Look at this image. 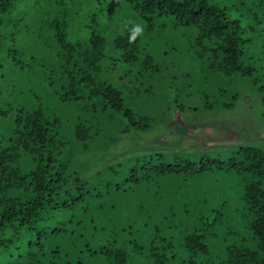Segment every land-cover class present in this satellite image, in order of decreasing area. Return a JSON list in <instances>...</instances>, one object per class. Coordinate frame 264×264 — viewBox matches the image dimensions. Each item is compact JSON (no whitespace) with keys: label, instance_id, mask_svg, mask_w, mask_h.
I'll return each instance as SVG.
<instances>
[{"label":"trees","instance_id":"16d2710c","mask_svg":"<svg viewBox=\"0 0 264 264\" xmlns=\"http://www.w3.org/2000/svg\"><path fill=\"white\" fill-rule=\"evenodd\" d=\"M0 1L3 2L0 7L5 11L17 0ZM101 1L108 3L109 14L124 10L127 19L130 18L127 25L118 28L112 48L119 53L115 61L138 66L135 81H129V84L138 83L137 87L128 88L116 85L115 81L101 79L105 43L95 29L83 42L67 40L69 21L79 22L83 12L84 17L91 13L95 18V3L100 4ZM44 3L50 4L57 16L55 21L47 24L60 47L61 81L70 89L62 99L72 97V100L82 103L84 114L73 127L72 142L75 146L58 137L60 120L54 118L49 121L40 109H18L12 117L9 135L1 136L0 264H127V254L123 249L110 250L96 247L98 245L91 249L87 244L90 233L94 243L105 236L104 230L94 226L102 223V217L105 219V210L115 208L117 202L124 198L120 185L113 180H104L99 171V178L89 182L75 169L71 171L69 162L63 161L85 154L81 150L86 149L85 143L90 140L98 142L99 134L105 132V125L117 119L123 123L118 130L120 134L150 128L147 126L148 118H137L130 109L135 105V95H139L140 100L155 97L161 85L157 81L163 78V74L158 76V73L163 71V66L154 61L152 47L155 36L142 43L141 35L133 32L134 24L145 25V34H149L157 22L169 21L171 31L184 33L189 40L188 53L194 56L202 73L206 91L197 93H201L205 110L233 108L239 93L230 90L231 82L236 84L243 79L259 96L263 120L264 38H256L257 29L254 33L253 27H247V23L231 19L225 12L227 9L220 8L214 0H44ZM56 5L67 7L58 13ZM258 9L264 18V7ZM59 14L62 22L58 19ZM251 16L255 19L257 15L251 13ZM78 24L83 30L87 28L81 22ZM257 24L259 22L255 21V26ZM161 26L165 27L164 24ZM111 64L115 66V63ZM184 79L185 83L191 82L196 86L194 78L184 76ZM170 82L166 84L167 90L171 88ZM192 86L186 85V89L191 90ZM207 89L215 95L210 97ZM77 91L81 95H89L88 98L78 97ZM195 92L186 96L190 97ZM124 95L128 96V101ZM167 95V92L163 93V97ZM163 99L155 103L158 106L163 104L161 113L170 110L169 97ZM179 107L184 110L182 104ZM6 115V111L0 109V118ZM68 145L71 149H67ZM157 157L162 156L158 154ZM199 158L197 162L178 158L181 161L177 164L153 165L151 156L142 166L146 172L142 178L131 170L132 177L136 176L132 182L137 186L150 178L158 184L165 180L183 187L195 185L198 181L210 184L214 173H235L241 184L233 196L237 200L233 212L229 211L228 197L216 195L220 193L218 190L205 188L199 194L190 190L178 191L184 194L185 201L176 215L183 228L178 231L177 241L181 246L185 242L183 246L189 253L188 264H264V150L240 146L225 160L202 154ZM149 164L150 168H146ZM109 169L113 171L111 167ZM116 174L112 172V175ZM77 178L81 179L78 184L75 182ZM170 238L172 233H169ZM157 239L166 242L164 237L158 236L153 242ZM165 262L157 255L154 264Z\"/></svg>","mask_w":264,"mask_h":264},{"label":"rangeland","instance_id":"374dc122","mask_svg":"<svg viewBox=\"0 0 264 264\" xmlns=\"http://www.w3.org/2000/svg\"><path fill=\"white\" fill-rule=\"evenodd\" d=\"M17 2L19 0L11 4L9 10L4 11L0 7V109L7 113L5 117L0 118V138L9 135L12 117L16 115L18 109L25 111L40 109L49 121L54 118L60 120L58 137L75 146L72 142L73 127L84 114V107L79 101L72 100V97L69 100L62 99L70 89L61 81L63 69L59 62L60 47L47 24L48 21L57 19L55 9H52L50 4H45L44 0H21L15 6ZM214 2L220 8L227 9L225 12L231 19L247 23V27H253L254 33L257 29L256 38H264V18L258 9L264 7V2L261 0H214ZM1 3L3 2L0 1ZM66 7L56 5L58 13ZM108 10V3L101 1L100 4L95 3V18L91 13L84 17L83 12L79 22L87 26L85 30L78 24L79 22L69 21L66 28L67 40L83 42L82 40L90 37L95 29L105 43L102 49L101 79L115 81L116 85H126L128 88L137 87L138 83L133 82L137 76L138 66L115 61L118 60L119 53L112 48V40L117 35L118 28L127 25L130 18L127 19L124 10L113 11L111 14ZM251 13L257 15L255 19ZM58 19L62 22L60 14ZM255 21L259 22L256 26ZM162 24L164 28H161ZM140 25L142 31L138 34L141 35L142 43H147L155 36L152 47L154 61L163 66L164 71L158 73V76L163 74V78L160 82L157 81L161 85L157 88L155 97L140 100L139 95H135V105L130 109L135 117L148 118L147 126L150 128L147 131L130 130L128 134H120L118 130L123 127V123L119 119L111 124L107 122L105 132L99 134L98 142L96 140L86 142L84 145L86 149H81L85 154L75 155L74 160L69 157L63 163L69 162L70 170L75 169L89 182L97 180L99 172H102L100 176L104 180H113L122 189L124 198L121 202L118 201L116 204L112 200L116 207L105 210L108 216L105 215V219L102 217V221L100 220L102 223L94 226L104 230L105 236L102 235L101 239L94 243L91 233L89 234L87 244L91 249H95V245L110 250L121 248L127 254V264H154L157 255L161 256L162 260L164 258V262L166 261L164 264H188L189 253L183 246L185 242L182 241L181 246L177 241L178 231L183 228L178 224L176 215L180 213L185 201L184 194L178 191L190 190L199 194L205 188L218 190L220 193L216 195L228 197L229 211L233 212L237 207V200H234L233 196L237 186L241 184L237 180V175L214 173L210 178V184L198 181L195 185L183 187L165 180H160L158 184L155 179L150 178L137 186H134L132 181L136 176L142 178V174L146 173L142 166L151 156L153 165L160 163L165 165L179 163L177 161L181 160L178 158H188L191 162H197L201 154L225 160L240 146L264 150L261 104L259 96L241 79L236 84L231 82L230 90L232 92L237 90L239 93L233 108L214 109L208 112L200 99L201 93L206 91L201 80L202 73L194 56L188 53L190 50L188 38L182 31H171L169 21L157 22L149 34H145V25ZM111 63H115V66L113 67ZM184 76L194 78L196 86H192L191 82L185 83ZM129 81L133 82L129 84ZM169 81L171 88L167 90L166 84ZM186 85L192 86L191 90H187ZM76 88H79V85ZM194 91H196L194 95L186 96ZM79 92L78 97L88 98L89 95H81ZM165 92L168 95L163 97ZM197 94L199 96H196ZM207 94L210 97L215 95L210 89H207ZM168 97L171 102L170 110L161 113L163 104L158 106L155 103L158 99L164 101L163 98ZM124 99L129 100L126 95ZM173 101L177 103H172ZM179 104H182L184 110ZM88 109L90 110V107ZM70 145L67 149H71ZM158 154L162 157H157ZM109 167L117 172L115 176ZM146 168H150V164L146 165ZM132 169L135 170L134 177ZM96 173L98 174L95 177ZM80 178L76 179L77 184ZM104 190L109 194L107 189ZM229 191L230 193H226ZM173 228L176 229L173 231ZM169 233H172L170 239ZM157 236L164 237L166 242H159L160 238L153 242Z\"/></svg>","mask_w":264,"mask_h":264},{"label":"clouds","instance_id":"9594fccd","mask_svg":"<svg viewBox=\"0 0 264 264\" xmlns=\"http://www.w3.org/2000/svg\"><path fill=\"white\" fill-rule=\"evenodd\" d=\"M141 31H142V29H141V27L139 25L134 26V28H133V32L134 33H137L138 34Z\"/></svg>","mask_w":264,"mask_h":264}]
</instances>
